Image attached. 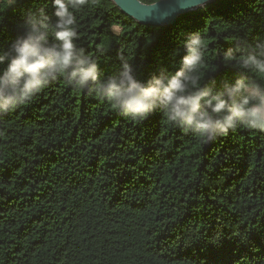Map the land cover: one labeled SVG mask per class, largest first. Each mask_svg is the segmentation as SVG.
Here are the masks:
<instances>
[{"label": "trees", "instance_id": "trees-1", "mask_svg": "<svg viewBox=\"0 0 264 264\" xmlns=\"http://www.w3.org/2000/svg\"><path fill=\"white\" fill-rule=\"evenodd\" d=\"M67 12L105 73L118 53L142 77L175 69L182 38L198 30L199 74H230L218 69L220 46L264 34L254 0H214L158 27L110 0H67ZM0 20L6 44L19 6L0 5ZM0 264H264V134L239 129L204 145L159 112L135 124L53 84L0 119Z\"/></svg>", "mask_w": 264, "mask_h": 264}, {"label": "clouds", "instance_id": "clouds-1", "mask_svg": "<svg viewBox=\"0 0 264 264\" xmlns=\"http://www.w3.org/2000/svg\"><path fill=\"white\" fill-rule=\"evenodd\" d=\"M209 3L199 0L198 7L207 9ZM0 5L6 11L19 6L16 34L0 44V119L62 82L135 124L159 112L204 145L239 129L264 134V34L251 40L235 35L220 46L218 69L229 68L230 74H199L207 49L198 30L182 38L175 69L160 63L142 77L137 65L118 53L117 67L105 73L98 56L79 43L67 0H0ZM108 28L115 38L123 34L119 23ZM5 29L0 20V32Z\"/></svg>", "mask_w": 264, "mask_h": 264}, {"label": "water", "instance_id": "water-1", "mask_svg": "<svg viewBox=\"0 0 264 264\" xmlns=\"http://www.w3.org/2000/svg\"><path fill=\"white\" fill-rule=\"evenodd\" d=\"M110 1L136 22L157 27L168 25L178 16L199 8V0H158L153 3H144L140 0Z\"/></svg>", "mask_w": 264, "mask_h": 264}]
</instances>
